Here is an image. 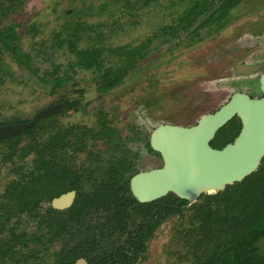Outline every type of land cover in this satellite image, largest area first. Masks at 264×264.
<instances>
[{"label":"flooded vegetation","instance_id":"flooded-vegetation-1","mask_svg":"<svg viewBox=\"0 0 264 264\" xmlns=\"http://www.w3.org/2000/svg\"><path fill=\"white\" fill-rule=\"evenodd\" d=\"M26 2L0 0V45L8 43L17 46L21 53L29 57L27 64H20L7 51H0V82L5 76L10 80L15 78L10 68L6 67V57L50 85L46 87L49 93L58 96L52 103L39 108L32 118L0 121V126L31 122L39 111L55 105L62 104L63 108L14 136L0 139V146L4 147L3 163L14 162L17 158L24 163V159L33 156L32 167L27 168L23 164L14 166L10 171L13 177L0 190V250L5 248V239L12 238L11 232L18 236L23 234L26 238L52 236L53 241L47 250L40 245H30V250H27L23 241L18 244L15 256L0 257V264H56L59 259L64 261L65 257H55L54 254L68 251L81 254L71 257L72 264L81 259L87 264H140L148 260L150 243L159 228L171 222L172 225L175 223V236L184 242L180 232L181 225L188 227V209L200 202L202 196L218 192L203 193L191 204L173 192L142 202L132 190V180L141 173L164 167L162 153L152 145V136L159 126H198L202 117L220 110L236 93L246 94L252 99L264 97L261 89L264 17L261 20L252 17L264 15V0H97L94 3L91 0H68L70 6L57 13L60 20L55 17V27L41 40L38 37L44 31L36 22L23 25L21 21L14 20L4 25L7 19L24 8ZM249 26L254 27L252 32ZM229 30L236 33L235 41L223 49L221 40ZM26 35H30V46L34 48H44L45 52L53 50V53L67 50L73 58L65 64H53L48 74H39L40 69L33 67L37 56L31 49L24 52L21 48V39ZM211 42L216 43V54L220 56L223 53L228 62L237 60L231 70L237 78L244 79L242 84L257 79L248 82L257 94L238 90L192 124L172 122L174 114H171L165 123L155 126L150 132H146L138 121L118 126L116 121L99 114L90 125H61V115L70 111L74 114L85 112L90 104L82 103L85 88L76 81L78 71L92 75L96 93L100 96L119 88L125 78L132 76L150 75L155 86L159 79L168 75V71L180 68L175 62L189 63V58H183L186 54L193 55L189 56L193 58L202 46ZM86 59L90 65L85 64ZM181 68L187 69L188 66ZM48 79L53 83L46 81ZM116 79L118 82L109 87V82ZM234 121L239 122L241 127L231 142V134L227 136L226 145L235 140L242 129L237 115L216 132L210 141L211 147L217 148L213 143L216 135ZM35 126H38L35 141L41 147L52 139L57 142L52 167L44 166L36 170L35 153L27 151L33 142V137L31 139L28 135L21 136L14 155H9V141ZM25 139L29 142L23 145ZM156 160L158 164L152 162ZM121 162L124 166L120 165ZM31 172H37L39 183L46 193L37 207L30 211L18 200L7 199L6 193L12 184L19 186L30 181ZM48 188L51 190L48 191ZM71 192L74 194L70 204L63 202L61 207L53 206L55 199ZM80 196L88 201V207L93 205L77 222L76 213L70 210ZM174 206L183 210L184 216L174 214ZM51 218L56 223L50 228L47 225L50 221L52 223ZM263 242L260 246L264 250ZM34 249L36 253H33ZM192 263L195 264L194 257Z\"/></svg>","mask_w":264,"mask_h":264},{"label":"rangeland","instance_id":"rangeland-1","mask_svg":"<svg viewBox=\"0 0 264 264\" xmlns=\"http://www.w3.org/2000/svg\"><path fill=\"white\" fill-rule=\"evenodd\" d=\"M91 1L94 3L97 0ZM68 6H70L68 0H27L24 8L18 11L16 16L7 19L4 25L14 20L21 21L23 25L36 22L44 31L43 35L38 37V40H41L51 33L54 24L60 20L57 13ZM252 17L261 20L264 15L258 14ZM248 28L251 32L254 29L253 26ZM234 34L231 30L225 34L221 40L223 49L234 43ZM21 40L22 50L27 52L31 49L37 56L34 58L33 67L40 69L39 74H48L52 71L53 64H65L73 58L67 50L62 49L53 53V50L45 52L44 48L30 46V35L22 37ZM215 49L216 43L211 42L202 46L201 51L194 54L193 58L189 57L193 55L186 54L183 58H189V63L175 62L174 64L180 68L175 69L176 71H168L166 77L158 80V85L153 86L154 79L150 75L132 76L125 78L119 88L102 96L96 93L92 75L78 71L76 81L85 88L82 103L90 102V104L85 112L74 114L70 111L61 115V125L68 126L73 123L90 125L99 114L100 117L105 115L108 119L116 121L118 126L138 121L146 132H150L155 126L165 123V119L171 114H174L171 117L172 122L192 124L202 114L224 103L238 90L257 94V90L251 88L248 83L257 79H250L242 84L244 79L237 78L231 70L237 60L228 62L223 53L219 56L215 53ZM252 59L254 60L255 57L252 56ZM4 61L15 78L10 80L5 76L3 82H0V121L32 118L39 108L55 101L58 94L49 93L46 87L50 85L44 84V81L39 80L31 71L17 66L9 58L5 57ZM184 65L188 68H181ZM28 142L29 140L25 139L23 145ZM3 152L4 147L0 146V190H3L7 181L13 177L10 171L14 166L23 164L31 168L33 165L32 155L24 159V163L19 158L14 162L3 163ZM152 162L159 163L158 160ZM173 225L171 222L159 228L150 243L148 260L140 264H193V256L189 248L175 236Z\"/></svg>","mask_w":264,"mask_h":264},{"label":"trees","instance_id":"trees-1","mask_svg":"<svg viewBox=\"0 0 264 264\" xmlns=\"http://www.w3.org/2000/svg\"><path fill=\"white\" fill-rule=\"evenodd\" d=\"M2 50L7 51L20 64H27L29 61L28 55L21 53L17 46L4 43L2 46L0 45V51ZM85 64L90 65L87 59ZM46 81L53 83V80ZM116 82L118 79L115 82H109V87ZM234 122H231L227 128H223L216 135L213 143L217 148L226 145L228 135L232 136L229 142L236 136L241 125L239 122ZM37 127L25 130L18 137L9 141L11 157L22 139L21 136L28 135L31 139L33 137V142L29 144L27 151L35 153L34 167L36 170L40 167L54 165L53 154L57 148V142H54L53 139L43 147L35 141ZM120 165L124 166V163L121 162ZM31 176L32 179L24 185L12 184L6 193L7 199L18 200L19 204L25 205L30 211L37 207L38 202L46 193L39 183L37 172H31ZM73 187L77 188V186ZM50 190L48 188V191ZM91 203H93L92 200ZM88 205V201L82 196L76 200L70 211L76 213L77 222L93 204L89 207ZM172 209L174 214L178 213L184 216L183 210L179 207L174 206ZM188 211H190L187 219L188 227L181 225L180 233L181 238L192 252L195 264H264V250L260 246L261 241L264 240V160L261 167L242 182L230 185L224 191L216 194L202 196L201 201L193 204ZM51 219L52 223L50 221L47 225L50 228L56 223L53 218ZM182 221L184 220L182 219ZM11 234L12 238L5 239V248L0 250V257L15 256L18 244L23 241V247L27 250H30V245H40L47 250L48 245H51L53 241L52 236L49 238L40 236L26 238L23 234L20 236L13 232ZM33 253H36L35 249ZM54 255L59 258L60 255L65 257L64 261L59 259L56 264H72L71 257H79L81 254L76 251H68Z\"/></svg>","mask_w":264,"mask_h":264},{"label":"water","instance_id":"water-1","mask_svg":"<svg viewBox=\"0 0 264 264\" xmlns=\"http://www.w3.org/2000/svg\"><path fill=\"white\" fill-rule=\"evenodd\" d=\"M261 89L264 93V75ZM62 108L60 104L41 110L28 123L0 126V139L32 127ZM235 115L242 122L239 135L221 149L211 147L216 132ZM152 145L162 153L164 167L141 173L132 180V190L140 201L173 192L191 204L203 193L223 191L255 172L264 158V97L252 99L236 93L220 110L202 117L198 126L161 125L152 136ZM73 194L55 199L53 206L70 204ZM76 264L87 262L81 259Z\"/></svg>","mask_w":264,"mask_h":264}]
</instances>
